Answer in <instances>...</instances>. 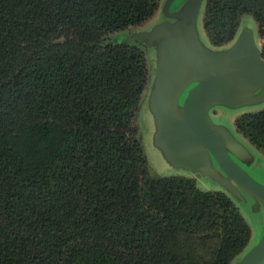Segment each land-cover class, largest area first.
<instances>
[{
  "label": "trees",
  "instance_id": "1",
  "mask_svg": "<svg viewBox=\"0 0 264 264\" xmlns=\"http://www.w3.org/2000/svg\"><path fill=\"white\" fill-rule=\"evenodd\" d=\"M159 1L0 0V264H232L246 250L227 193L148 166L134 123L147 56L112 34ZM245 14L264 58V0H206V37L229 43ZM234 126L264 154V108Z\"/></svg>",
  "mask_w": 264,
  "mask_h": 264
},
{
  "label": "water",
  "instance_id": "2",
  "mask_svg": "<svg viewBox=\"0 0 264 264\" xmlns=\"http://www.w3.org/2000/svg\"><path fill=\"white\" fill-rule=\"evenodd\" d=\"M171 1L164 5V14L178 20L156 25L152 31L143 33L148 44L164 31L175 33L176 40L180 42V52L187 58L180 72L169 74L174 77L171 83L174 92L169 97H162L159 92L157 98H151L153 91H150V108L156 125L155 143L176 166L197 178H211L223 189L234 192L238 199L243 200L247 195L257 208L264 211V183L255 179L226 149L224 142L231 143L230 134L227 132L225 139L226 130L209 114V109L217 105L239 108L264 102V58L260 44L258 58L254 59L249 54L250 47L246 41L249 31L246 30L238 33L240 36L237 35L238 40L233 45L221 50L224 63L214 62L211 58L220 48L209 47L210 51L199 42L200 52L197 54L184 29L189 22V14L197 11L200 0H187L184 9L167 12ZM158 71L162 75L169 73ZM161 81L157 76V86ZM263 258L264 232L235 264H259Z\"/></svg>",
  "mask_w": 264,
  "mask_h": 264
},
{
  "label": "rangeland",
  "instance_id": "3",
  "mask_svg": "<svg viewBox=\"0 0 264 264\" xmlns=\"http://www.w3.org/2000/svg\"><path fill=\"white\" fill-rule=\"evenodd\" d=\"M167 1L168 0H160L159 6L154 15L146 22L139 26L117 31L112 34L113 39L116 42L134 45L138 44L145 51L147 56L148 83L144 91L141 105L137 110L134 123L141 137L147 163L152 172L158 176L180 175L192 177L195 179V184L199 189L215 190L216 188H220L222 186L209 177H193L191 172L176 166L166 154L164 155L154 140V117L150 108V104L152 103L150 101L151 99L149 100L150 91H153L151 98H157L160 95H157L159 92H161L162 97H169L170 94L174 92L171 85L174 77L169 74L171 72H180L184 62L187 60L186 56L182 55L180 52L182 51L178 44L180 42L176 40L177 37L175 36V33L164 31V33L158 37H154L152 42L150 41L149 44L147 43L145 34H143L152 31L156 25L167 22L174 23L178 20L176 17L170 18L164 14L163 8ZM186 1L187 0H172L167 8V12H176L184 9ZM205 2L206 0H200V4L196 9L197 11L193 12V14H189V22L186 24L184 29L194 44L195 52L197 54L200 52L198 47L199 42L206 45L205 48L210 51H212V49H209V47L220 48L217 49L218 52H215L211 58L214 62L224 63V53L221 52V50H226L225 48H229L233 45L236 40H238L241 31L248 30L249 32L246 35V41L250 47L249 54L254 59H257L259 55V44H261L262 41L257 37L256 23L252 16L245 14L240 17L235 36L229 43L220 47L212 46L203 29ZM158 70L168 71L169 73L167 75H162L161 73L159 74ZM157 76H159L162 80L159 86L156 84ZM165 86L167 88L163 89ZM216 108L217 109L212 111V114L216 117L214 118L215 121H218L219 124L226 130H224L225 139H227V132L230 134L231 143L224 142L226 149L233 155V157L239 160L238 162L242 165V167L248 170L253 177L264 183V154L258 151L247 139L242 137L236 131L234 126V119L238 115L246 112H256L264 108V102L254 104L251 103L239 108H226L219 106ZM162 147L166 148L165 146ZM229 194L250 226L251 236L246 247V250H248L260 239L264 232L263 210L261 208H257L251 199L246 197L247 195H244L245 197L242 200L240 198H236L234 192H229ZM213 247V242H207L199 247L200 249L197 250L198 254L207 258L209 257L211 250H213ZM240 256H238L236 260H238ZM236 260H234L232 264H235ZM259 264H264V258Z\"/></svg>",
  "mask_w": 264,
  "mask_h": 264
},
{
  "label": "crops",
  "instance_id": "4",
  "mask_svg": "<svg viewBox=\"0 0 264 264\" xmlns=\"http://www.w3.org/2000/svg\"><path fill=\"white\" fill-rule=\"evenodd\" d=\"M218 106H219V107H224V106H221V105H217V106H213V107H211V108L209 109V114H210L212 120H213L216 124H219V122H218V121H215L214 118H216V117L213 116L212 111H213L214 109H217L216 107H218ZM155 130H156V125H155V121H154V131H155ZM192 175H193V177H195L194 174H192ZM191 178H192V177H191ZM196 178H197V177H196ZM232 187H234L236 190H238V192H241V189L237 188L235 185L232 184ZM215 190H221V191H224L225 193H227V194L230 196L229 192H228L227 190L223 189L222 187H220V188H216ZM242 193H243V192H242ZM230 197H231V196H230ZM263 213H264V211H263Z\"/></svg>",
  "mask_w": 264,
  "mask_h": 264
},
{
  "label": "flooded vegetation",
  "instance_id": "5",
  "mask_svg": "<svg viewBox=\"0 0 264 264\" xmlns=\"http://www.w3.org/2000/svg\"><path fill=\"white\" fill-rule=\"evenodd\" d=\"M255 178V177H254ZM256 179V178H255ZM258 180V179H257Z\"/></svg>",
  "mask_w": 264,
  "mask_h": 264
}]
</instances>
